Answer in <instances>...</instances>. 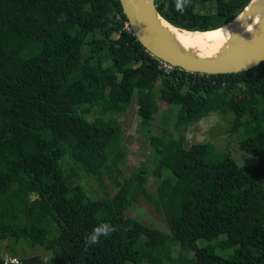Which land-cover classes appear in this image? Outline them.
Returning a JSON list of instances; mask_svg holds the SVG:
<instances>
[{"label": "trees", "instance_id": "1", "mask_svg": "<svg viewBox=\"0 0 264 264\" xmlns=\"http://www.w3.org/2000/svg\"><path fill=\"white\" fill-rule=\"evenodd\" d=\"M249 2L155 5L171 25L207 32ZM158 66L119 0H0V264H264V62L227 75ZM133 101L143 125L158 101L166 121L175 116L177 137L149 140L154 194L143 172L120 170V118ZM212 113L231 115L228 132L242 131L252 164L229 149L219 158L209 143L186 147L185 129ZM140 199L167 233L128 216ZM102 226L108 233L87 244ZM24 245L48 259L26 257Z\"/></svg>", "mask_w": 264, "mask_h": 264}, {"label": "water", "instance_id": "2", "mask_svg": "<svg viewBox=\"0 0 264 264\" xmlns=\"http://www.w3.org/2000/svg\"><path fill=\"white\" fill-rule=\"evenodd\" d=\"M119 2L136 41L148 54L176 69L199 75H227L247 72L264 62V0H250L240 14L222 26L228 32L227 39L211 52L208 47H186L179 37L216 30L177 28L159 14L155 0Z\"/></svg>", "mask_w": 264, "mask_h": 264}, {"label": "rangeland", "instance_id": "3", "mask_svg": "<svg viewBox=\"0 0 264 264\" xmlns=\"http://www.w3.org/2000/svg\"><path fill=\"white\" fill-rule=\"evenodd\" d=\"M157 105L158 111L153 115V119L147 125H143L141 119L137 116L135 101H133L131 105H128L130 108L127 110L126 114L121 115V156L123 157L124 163L120 166V170L123 172L124 177H129L134 171L143 172L144 165L149 170L153 169V156L149 141L152 137L159 135L162 131H166L176 137L178 135V132L174 127V112H171V119L166 121L164 118L168 113L167 107L165 106L166 104L164 105L158 101ZM230 120L231 115H225L222 117L218 114L212 113L199 120V122L190 124L183 133L186 138V147L198 143H209L213 145L214 152L219 158H221V154L229 153L230 150L231 156H233L238 164H252L254 159L242 152L238 145L237 134H242V131L237 132L236 135L228 132L227 125ZM163 172L164 173L162 174L164 176L172 177V174L168 170H164ZM145 176L147 178L146 189L154 194L157 179L150 175L148 176L145 174ZM103 185L107 188L108 192H112V185L104 178ZM127 214L129 217L137 219L146 225L156 227L157 229L166 232L167 225L164 217L159 215L153 206H150L148 201L144 199L138 200ZM6 245V241H0V249L4 254L8 255L5 248ZM17 246L16 249L19 254L17 258H23L24 256L20 254L21 246ZM22 250L26 257L38 256L43 261L47 260L49 256L48 253L41 251V249H30L27 245H24Z\"/></svg>", "mask_w": 264, "mask_h": 264}, {"label": "bare ground", "instance_id": "4", "mask_svg": "<svg viewBox=\"0 0 264 264\" xmlns=\"http://www.w3.org/2000/svg\"><path fill=\"white\" fill-rule=\"evenodd\" d=\"M228 32L225 28L208 32L203 35H183L179 37L181 43L186 47H208L209 51L217 50L226 41ZM212 40L210 44L208 41ZM210 44V45H207Z\"/></svg>", "mask_w": 264, "mask_h": 264}, {"label": "clouds", "instance_id": "5", "mask_svg": "<svg viewBox=\"0 0 264 264\" xmlns=\"http://www.w3.org/2000/svg\"><path fill=\"white\" fill-rule=\"evenodd\" d=\"M109 231V228L107 226H102L99 228H96L94 233L91 234L87 239V244H95L98 241L99 236L107 234Z\"/></svg>", "mask_w": 264, "mask_h": 264}, {"label": "built area", "instance_id": "6", "mask_svg": "<svg viewBox=\"0 0 264 264\" xmlns=\"http://www.w3.org/2000/svg\"><path fill=\"white\" fill-rule=\"evenodd\" d=\"M149 56H150L152 59H154L155 61L158 62V65H159L158 68H159L160 70H162V72H164L165 74H168V73H170L171 71H173V69H175L174 67H172V66H170L169 64L164 63V62H162V61L156 59L155 57L151 56L150 54H149Z\"/></svg>", "mask_w": 264, "mask_h": 264}]
</instances>
